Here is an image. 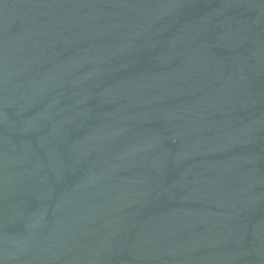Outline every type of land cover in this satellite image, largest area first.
Returning <instances> with one entry per match:
<instances>
[{"label": "water", "instance_id": "obj_1", "mask_svg": "<svg viewBox=\"0 0 264 264\" xmlns=\"http://www.w3.org/2000/svg\"><path fill=\"white\" fill-rule=\"evenodd\" d=\"M0 264H264V0H0Z\"/></svg>", "mask_w": 264, "mask_h": 264}]
</instances>
